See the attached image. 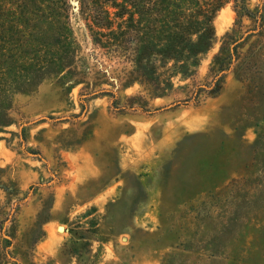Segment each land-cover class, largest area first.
<instances>
[{
	"label": "rangeland",
	"instance_id": "rangeland-1",
	"mask_svg": "<svg viewBox=\"0 0 264 264\" xmlns=\"http://www.w3.org/2000/svg\"><path fill=\"white\" fill-rule=\"evenodd\" d=\"M19 2L0 45L19 59L35 52L48 67L14 96L15 123L0 132V264H163L179 239L215 233L244 244V264H264V184L230 186L256 149L255 163H264V91L248 94L235 66L218 95L182 103L232 26L231 3L214 16L216 40L193 82L175 77L143 113L114 109L104 93L80 101L86 84L68 88L54 78L51 49L67 44L72 27L89 59L87 89L110 90L122 104L141 90L93 85L121 73L93 45L79 0Z\"/></svg>",
	"mask_w": 264,
	"mask_h": 264
},
{
	"label": "trees",
	"instance_id": "trees-1",
	"mask_svg": "<svg viewBox=\"0 0 264 264\" xmlns=\"http://www.w3.org/2000/svg\"><path fill=\"white\" fill-rule=\"evenodd\" d=\"M79 3L78 13L93 45L102 50L101 55L112 57L111 60L120 67L121 74L112 82L101 77L93 85L107 83L124 89L138 84L141 88L140 93L126 96L124 104L110 90L87 89L88 81L83 74L90 69L89 59L81 53L71 27L67 44L57 43L51 49L50 70L54 78L68 88L86 84L80 92V101L82 96L104 93L112 96L114 109L147 113L149 102L166 95L173 88L175 77L193 82L200 56L216 40L214 16L227 3H231L235 14L232 26L222 36L205 80L194 84L190 100L182 103H194L201 93L212 97L218 95L225 75L235 66L241 69L239 80L248 94L264 91V0H79ZM19 8L18 0L6 4L0 1V29L6 24V17L18 18ZM8 28L15 32L13 26ZM245 46L244 52L241 51ZM17 54L13 48L9 50L0 45V132L15 123L14 96L23 93L22 89L31 83V77L35 78L39 70L48 67L47 61H39L35 52H28V56L20 59ZM99 64L100 69L108 68L106 61ZM261 150L256 149V157L245 165L240 179L232 180L230 186L238 181L241 187L246 186L244 192L250 182L252 185L264 184V163H255ZM262 158L264 162V156ZM212 196L218 204L219 196ZM234 202L230 201L231 204ZM202 236L179 239L174 250L165 255L163 264L245 263L246 248L237 237L224 233ZM205 247H210V251L206 253Z\"/></svg>",
	"mask_w": 264,
	"mask_h": 264
}]
</instances>
